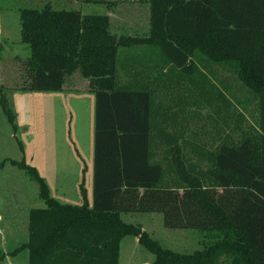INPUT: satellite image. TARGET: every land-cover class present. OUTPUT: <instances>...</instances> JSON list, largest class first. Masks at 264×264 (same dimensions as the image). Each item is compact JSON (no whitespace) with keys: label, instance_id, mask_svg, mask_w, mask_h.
<instances>
[{"label":"trees","instance_id":"obj_1","mask_svg":"<svg viewBox=\"0 0 264 264\" xmlns=\"http://www.w3.org/2000/svg\"><path fill=\"white\" fill-rule=\"evenodd\" d=\"M148 3L142 35H118L106 14L20 8L31 48L21 90L63 91L79 73L96 94L93 206L86 193L83 206L62 204L36 168L12 161L40 185L46 205L30 212L21 247L29 264H120L127 236L155 255L152 264H264V0ZM218 67L242 83L243 96L227 94L230 78ZM240 106L255 108V123ZM205 107L220 120L202 116ZM196 114L205 121L198 130ZM124 213H161L167 228L196 229L212 242L177 253Z\"/></svg>","mask_w":264,"mask_h":264},{"label":"rangeland","instance_id":"obj_2","mask_svg":"<svg viewBox=\"0 0 264 264\" xmlns=\"http://www.w3.org/2000/svg\"><path fill=\"white\" fill-rule=\"evenodd\" d=\"M105 1L109 4L96 0H0V214L3 216L0 264H29V251L21 247L29 241L30 212L46 207L40 197V185L12 161H25L36 168L52 197L62 204L83 206L85 193L88 204H94L96 94L89 90V81L79 73L68 78L63 91L21 90L30 80L26 64L31 49L22 42L20 8H38L50 3L58 9H75L87 15L118 13L128 19L119 22L110 16L114 32L124 25L117 34L148 32V0ZM134 23L139 25L136 32ZM217 71L222 80L229 77L220 67ZM196 78L199 80V76ZM229 78L224 80L231 90L227 94L235 89L238 97L243 96L242 83L232 75ZM2 95L15 115L17 129L4 111ZM238 108L251 122H256L258 113L253 106L247 111L242 106ZM200 114L220 120L210 107L200 109ZM195 118L194 130L205 126V121L198 122L197 114ZM208 122L206 127H217L214 121ZM236 124L233 122L231 127ZM248 125L246 122L244 127ZM218 127L228 126L221 122ZM122 219L127 224L141 225L164 248L177 253L193 254L212 242L196 229L167 228L161 213H124ZM154 260L155 255L138 238L123 239L120 264H152ZM219 264L231 263L225 257Z\"/></svg>","mask_w":264,"mask_h":264},{"label":"crops","instance_id":"obj_3","mask_svg":"<svg viewBox=\"0 0 264 264\" xmlns=\"http://www.w3.org/2000/svg\"><path fill=\"white\" fill-rule=\"evenodd\" d=\"M110 16L111 17H115L116 19H118L119 20V22L120 21H123V19L126 21V19H128V18H126V17H124L122 14H118V13H112V14H110ZM126 16V15H125ZM20 22H21V19H20ZM112 22H113V19H112ZM135 24V23H134ZM148 24H149V22H148ZM20 25H21V36H22V23H20ZM114 25V24H113ZM150 25V24H149ZM149 25H148V29H149ZM122 27L124 26V25H121ZM122 27L119 29V31L120 30H122ZM134 28V30H135V32H136V30H139V25H136L135 24V26L133 27ZM123 29H126V28H123ZM119 31H115L116 33L117 32H119ZM130 34H132V32H130ZM119 35V34H118ZM23 37V36H22ZM22 42L23 43H25L24 41H23V38H22ZM31 49V48H30ZM31 55V54H30ZM3 218V216L0 214V220ZM28 227H29V225H28Z\"/></svg>","mask_w":264,"mask_h":264}]
</instances>
